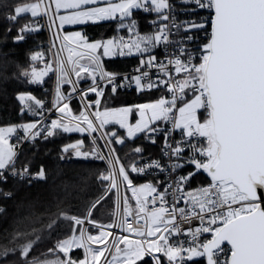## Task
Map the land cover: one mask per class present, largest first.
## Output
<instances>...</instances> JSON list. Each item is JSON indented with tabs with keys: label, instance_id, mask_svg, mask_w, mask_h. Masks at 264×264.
<instances>
[{
	"label": "snow or ice",
	"instance_id": "snow-or-ice-1",
	"mask_svg": "<svg viewBox=\"0 0 264 264\" xmlns=\"http://www.w3.org/2000/svg\"><path fill=\"white\" fill-rule=\"evenodd\" d=\"M105 2L107 6L85 7L98 5L100 0H53V9L43 0H33L15 6L8 19L17 22L29 13L32 18L49 16L50 12L56 16L64 10L65 14L57 17L60 28L119 19L120 27H127L132 33L136 28V21L130 19L133 9L156 12L160 20L169 21L172 8L169 0ZM181 3L192 6L193 11L207 9L212 14L209 39L194 51L185 41H193L194 36L188 34L193 30H206L205 21H188L183 26L173 23L171 27L178 30L183 27L185 34L176 41V52L165 51V60H159L153 54V49L172 43L169 39L172 33L167 23L159 26L154 34L142 36L136 33V38L130 41L121 37L119 40L89 43L80 32H76L63 36L62 50L66 49L68 56L66 60L57 58L55 69L52 64H46L43 70L33 67L30 72L23 73L31 83L41 82L50 71L56 73L53 105L62 115L60 119L51 120L44 129L45 139L58 134V131L89 135L100 133V138L107 136L104 144L109 153L105 156L101 152L95 136L91 152L82 151V143L63 149L65 153L69 148L74 149L78 157L92 156L106 161L108 170L99 176L102 183L107 182L105 195L97 198L83 218L66 212L60 214L59 219L70 222L71 234L57 240L54 248L48 250L52 258L43 261L27 259L40 237L19 245L21 256L25 258L24 264H101V258L111 248L115 249V254L111 260L105 258L104 264H163V258L168 264H190L197 259H204L205 264H264V207L261 206L264 203V0H181ZM125 20L129 21L127 25L123 23ZM37 23L33 19L20 27L14 39L23 41L25 33L38 30ZM98 50H102L104 57L139 54L142 58L135 69L138 74L120 77L117 73L105 71L97 55ZM145 55L146 59L143 58ZM40 58L41 54L37 53L31 60ZM83 59H87L88 63H81ZM152 68L157 69L155 76L150 74ZM73 74L79 79L91 78L92 85L80 92L81 96L86 98L89 93H95L97 97L83 103L79 115H74L66 102L70 94L65 96L61 91L62 86L67 84L72 86V93L78 92L79 80L74 81ZM98 80L104 82L103 86ZM133 83L140 93L163 88L170 97L100 110L104 87L111 85L114 95L119 88L130 87ZM19 99L24 101L26 98L20 96ZM27 99L34 98L28 96ZM35 103L43 109L41 101L36 100ZM91 108L96 110L89 112ZM29 110H32L31 106ZM201 110L206 113L203 119ZM134 113L138 119L133 124L130 117ZM38 114L42 113L33 111V115ZM157 121L171 124V128L153 127ZM108 124H118L126 129L128 138L144 133L152 143H155V139L150 134L163 132L165 146L162 152L169 158L167 168L159 160L148 161L146 166L136 163L125 166L114 147L123 145L125 140L114 131H101ZM21 127L25 138L34 140L41 135L39 130L33 131L37 129L35 122ZM16 131V127H0V170L12 165L13 175L17 174L14 170L17 154L9 143V136ZM176 131L180 133V140L170 141L169 137ZM133 151L134 154H142L143 149L136 147ZM188 165L193 166L194 170L177 175L172 183L162 189L153 183H134L133 174H144L146 168L168 171L171 176L172 172ZM197 172L207 173L210 183L195 193L185 191V185ZM19 175L23 178L31 174L26 167ZM35 176L46 178L43 167ZM0 178H3V171H0ZM113 190L116 209L119 211L123 202L124 215L118 223L102 226L104 230L99 234H89L85 225L95 224L90 218L92 211L107 195L113 194ZM170 191L174 202L169 207L166 196ZM127 192H131L135 200V214L129 207ZM181 201L185 207H177ZM128 216H133L131 223ZM141 218L144 219L143 225L140 224ZM193 220H199L200 226L189 229L191 240H170L172 236L185 235L181 223L191 224ZM53 224L55 221L48 228L51 229ZM114 227L137 237L154 239L119 237L109 247L108 238L113 233L108 229ZM205 233H209L211 239L201 240ZM120 243L125 245L123 249L118 246ZM93 244L98 246L95 250L91 247ZM225 245L230 246L227 253ZM75 249L84 250L83 259L72 257ZM16 250L4 249L0 255L6 256L9 251ZM225 255L227 258L222 259Z\"/></svg>",
	"mask_w": 264,
	"mask_h": 264
},
{
	"label": "trees",
	"instance_id": "trees-1",
	"mask_svg": "<svg viewBox=\"0 0 264 264\" xmlns=\"http://www.w3.org/2000/svg\"><path fill=\"white\" fill-rule=\"evenodd\" d=\"M33 0H0V127L14 125L17 127L15 133H23L18 129L23 123L36 122L38 115L24 108L18 100V95L27 92L37 97L42 103L45 98H50L52 93V76H50L44 87L48 91H43V86L29 82V78L23 73L30 72L33 67L38 69L52 59L48 46L39 47L40 42H47V31L43 24L42 17L32 18L29 14L22 16L17 22L10 21L8 17L13 14V8L17 5L31 2ZM176 9L184 10L183 19L188 21H205L206 30H193L190 35L194 36L193 41L188 43L194 51L195 48L207 43L210 35L211 13L206 9L192 10V6L181 3V0H171ZM142 30H150L147 26L148 18L139 11L133 13ZM33 19L37 20V31L25 33V39L17 42L14 38L18 34V29ZM185 22V23H186ZM73 29L83 32L89 39L109 38L116 35V21L73 25ZM10 29V30H9ZM157 47L153 49L155 53ZM37 53L41 58L32 61L31 57ZM146 57V55L144 56ZM143 57V58H144ZM140 55L116 57L102 61L105 71L109 73H124L136 67L140 60ZM79 86L85 88L86 82L79 81ZM90 85V84H89ZM64 93L70 94L69 85L62 86ZM165 95L162 90H151L140 93L138 91L121 92L112 94L104 88V97L101 100L103 106H129L153 100ZM95 93H89L86 101L94 100ZM74 115L81 112V105L77 98L70 102ZM91 110H96L91 108ZM36 112H39L37 106ZM204 118V115H201ZM164 129V125L160 127ZM117 129L112 125L104 129L107 133ZM118 134L125 138V143L118 147L114 145L116 153L125 166L132 164L138 159L145 157H157L162 154L164 134L163 132L151 133L155 143L147 139L144 133H140L133 139H127L121 130ZM24 134V133H23ZM82 143V150L92 151V144L86 134L76 132H59L47 139L36 138L32 142H26L20 147L16 157L14 167L29 168L39 171L41 167L45 170L46 178L40 181L28 183L26 180L12 178L6 175L0 183V252L4 249L16 248L15 252L9 251L6 256L0 255V264H24V259L19 251V245L28 241L40 239L33 245L27 259L36 258L40 261L52 258L49 249L54 248L57 240L66 238L71 234L70 222L59 219L62 212L69 215L85 217L89 207L98 197L105 195L107 182H101L99 176L105 173L104 164L101 160L89 157L86 160L74 158V149L69 148L68 152L63 149L72 144ZM141 147L142 154H134V148ZM194 168L188 165L179 170L180 175L193 171ZM1 171V170H0ZM134 183L139 185L146 181L133 174ZM209 181V177L204 172H197L185 185L186 187L204 184ZM114 191L107 195L92 211L91 219L100 225L110 224L114 212ZM55 221L50 229L48 225ZM88 233L92 234L94 229L88 227ZM78 234V232H77ZM62 256V254H59ZM75 259L84 258L83 249H75L71 253ZM150 260V258H147ZM143 264V262H139ZM163 264H167L163 258ZM190 264H205L204 260Z\"/></svg>",
	"mask_w": 264,
	"mask_h": 264
},
{
	"label": "built area",
	"instance_id": "built-area-1",
	"mask_svg": "<svg viewBox=\"0 0 264 264\" xmlns=\"http://www.w3.org/2000/svg\"><path fill=\"white\" fill-rule=\"evenodd\" d=\"M43 2H44V4L52 5V0H43ZM169 3L172 5L171 10L169 11V17H170L169 21L160 20L159 19V15L156 12H145L143 9L140 10L142 15L148 18L147 26H149L155 32L157 31L159 26H161V25H163L165 23H167L170 26V31H171L172 34L169 36V39L172 41V43L166 44V45L165 44L159 45L157 47L156 52L153 53L154 55L157 56V58L159 60H165L164 53H165L166 50L169 53L176 52L177 48H178V45H177L176 41H179L180 38L185 34L184 31H183V27H181V29H179V30L177 28H175V27H171V25L173 23L179 24V25H182V26L185 24L186 20L183 19L182 16L178 15L180 13L183 14L184 10L176 9L175 6L173 5V3L171 2V0H169ZM50 16H51L50 13H49V16H41L42 19L44 20L43 23H44L46 31H47V26L46 25H49L50 34H49V32L47 33V35H48L47 42L45 44L43 42H40L38 44L39 47H43L44 45L48 46V44L50 45V39L54 38L55 41L57 40V36L55 34V31H54V24L52 23L53 17L55 18L56 16H52L51 20H50ZM105 21H108V20H102L100 22H105ZM57 31H58L59 34H61V31H60V28H59L58 25H57ZM62 38H63V36H62ZM185 43L188 44L190 42L185 41ZM56 49H58L56 53L52 52L51 47L49 49L50 52H51V55H52V62H53L54 69L57 66L56 65L57 58H59L61 60H66V55H67L64 50H62L60 48H57V47H56ZM196 55L199 56V53L197 52ZM144 59H146V57H144ZM101 63H102V61H101ZM139 64H140V62H139ZM139 64L136 67L132 68L131 70L127 71V72L117 73V74H119L120 77H122L123 75H129L130 76V75H133V74H138V73L135 72V69L139 66ZM149 71H150V74L152 76H155L157 74V69H155V68H152ZM56 78H57L56 77V73H55V71H53L51 97L50 98H45V100H43V103H42L43 104V109L39 108V112H41L42 114H39V118L36 121L37 129L33 130V131L39 130L41 132V135L37 136L36 138L45 139L44 138V129L50 124L51 120L60 119L61 118L62 114H60L58 111H56V109H55V107L53 105V100H54V95H55V87H56ZM72 79L74 81L77 80L76 76L74 74L72 75ZM118 79H119V77H118ZM98 82L103 86V84H104L103 81H99L98 80ZM90 85H92V83H90ZM69 86H70V89L72 91V86L71 85H69ZM89 86H87L85 88H81L79 86V84L77 85L78 92L77 93H73L70 96V99H68L66 101L69 104V107H71L70 102H71V100L73 98H77V100L79 101V104L81 105V107H82L83 103L87 102L85 97L81 96L79 93L83 92V91H86L89 88ZM104 88H106V90L109 93H111V85H107ZM61 90H62V88H61ZM153 90H162V91L165 92V96L166 97H170V94L167 93L163 88L153 89ZM43 91H48V88L44 87V85H43ZM131 91H137L136 88H135L134 83L130 87L119 88L117 90V93L131 92ZM89 112H90V109H89ZM200 114L204 115V117L206 116V113L203 110H201ZM91 118H93V117H91ZM166 128H171V124L164 123V129H166ZM101 131H103V130H101ZM86 135L88 136V138H89V140H90V142L92 144V147H93V136L97 137L96 145L99 147V149L101 150V152L105 156L109 155L107 147L104 144V139H106L107 136H105L104 138H100V133H94L92 135H89L88 133H86ZM25 136L26 135L23 134L22 132L21 133L10 134L9 141L14 146V150H15L16 154L18 153V151H19L20 147L22 146V144H24L26 142H32L33 141V139L25 138ZM180 138H181L180 137V133L178 131H176V132H173L171 134V136L169 137V140L174 142V141L180 140ZM164 146H165V141L163 142V148H164ZM151 160H159L165 166V168H167V165L169 163V158L167 156H165L163 154V152H162V154L160 156H157V157H145L143 159H138V160L134 161L133 163H136L137 165L146 166L147 162L151 161ZM102 163L104 164V171L107 172L109 165L106 163V161H102ZM24 169L25 168H16V167H14V170L17 173L16 175H13V166L12 165H10L9 168H7L5 170H1V171H3V178H0V183H1V181H3V179H4V177L6 175L11 176L12 178H19V179L26 180L28 183L42 180V179L36 178V176H35V174L38 171H33V170L29 169V168H28V170H29L31 175L24 176L23 178H21L19 173H21ZM179 170L180 169H178L177 172H172L171 176H169V172L168 171L161 172L159 169H147L146 168V172L144 174H141V175L134 174V175H136V176H138L140 178H146L147 179L146 181L142 182L141 184H144V183H147V182H151L153 184H157V186L162 189L163 187H166L168 184L172 183V179L173 178H175L177 175H180ZM209 183H210V178H209V181H207L204 184H200V185H196V186H190V187H186L185 186V191H191V192L195 193L198 189H200L201 187L207 186ZM106 186H107V184H106ZM0 190H1V187H0ZM113 191L115 193V190H113ZM125 195L129 199V207L133 209V212L135 214V208H134L135 200L132 198L131 192H127V193H125ZM114 196H115V194H114ZM166 200L168 202V206L170 207L173 204V202H174L173 201V197L171 195V191L169 192V194H167ZM115 201H116V196L114 197V212H113V217H112V220H111L110 223H118L119 220L121 219V217L124 215V213H123V202H121L120 210L117 211L116 205H115ZM158 206H159V201H157V204H156V207H158ZM149 207L151 208L153 206L149 205ZM177 207H185L183 201H181L180 204L177 205ZM142 215L143 214H141V216ZM127 219L131 223L133 221V216H128ZM140 224L141 225L144 224V219L143 218L140 219ZM102 226L103 225H100V224H97V223H95V224L86 223V225H85V227L87 229H88V227H91V228L94 229V232H93L94 235H97L99 233V231L104 230V228ZM180 226H181L182 229H184L185 235L170 237V240L172 242H175V241L183 242V241L191 240L192 237H191L190 234H188V231H189V229H193L194 230L196 227H199L200 226V221L199 220H193L191 224L181 223ZM108 230L113 233V236L108 238V245L107 246H109V247L112 246L113 240L115 238H119V237H127L130 240H135V239L151 240V239H154L153 237H137L134 234H131V233L126 232V231H123L119 227H114V228L108 229ZM200 239L206 241L207 239H211V235L209 233H205V234H203L200 237ZM118 246L123 249L124 244L120 243ZM91 247L93 248V250H95L98 246L93 244V245H91ZM99 247H104V245H100ZM224 247H225V250H226V253H227V250L230 248V246L225 245ZM114 254H115V249L111 248V251L110 252H106L105 253V257L101 258V264H104L105 258H107L108 260H111V258H112V256ZM157 255H160V254H157ZM226 258H227V255L222 257V259H226ZM201 260H204V259H197V260H194V261H192L190 263H196V262L201 261ZM164 261L168 264L166 258H164Z\"/></svg>",
	"mask_w": 264,
	"mask_h": 264
},
{
	"label": "rangeland",
	"instance_id": "rangeland-1",
	"mask_svg": "<svg viewBox=\"0 0 264 264\" xmlns=\"http://www.w3.org/2000/svg\"><path fill=\"white\" fill-rule=\"evenodd\" d=\"M31 2H33V1H31ZM31 2H27V3H31ZM114 2H118V0H114ZM43 3H44V2H43ZM23 4H26V3H23ZM48 4H49V3H48ZM20 5H21V4H20ZM49 5H50V4H49ZM95 6H102V7H103V6H107V3L105 2V0H100V3H99L98 5L85 6V7H95ZM52 8L54 9L53 0H52ZM139 10H141V9H133V10H132V13H134L135 11H139ZM50 14H51V12H50ZM61 14H65V13H64V10H61V12L58 13V14H56V17H55V18L53 17V19H52V20L55 21V22H54V31H55V34H56V36H57V40L55 41L54 38H53V39H50V45L48 44V47H49V49H50V47H51L53 53H56V52H57L58 49H56V47L62 49V44H61V43H63V40H62L61 38H62V36H64L65 34H73V33H76V32H80L81 35L84 36V37L86 38V40H87L89 43H92V42H98V41H99V42H104V41H107V40H109V39L119 40L121 37H123V39H124L125 41H130V40L136 38V33H138L139 35H142V36H143V35H150V34H154V33H155V31L142 30V29L140 28V26L138 25L137 20L133 17V14H132V17H131L130 19L136 21V28H135L134 32H132V33H130V32L128 31V28H127V27H120V23H121V22L119 21V19H115V20H113V21H116V35H115V36H112V37H109V38L89 39L88 36H86L85 34H83V32H82L81 30L70 28V27H72V25H65L63 28H60V27H59V28H60V31H61V34H62V35H61V34H59L58 31H57V25L59 26V19H58L57 17H58V15H61ZM29 15H30V13H29ZM30 16H31V15H30ZM51 17H52V14H51ZM43 21H44V20H43ZM57 22H58V23H57ZM99 22H100V21H99ZM99 22H97V23H99ZM91 23H92V22H91ZM123 23H124L125 25H127V24L129 23V21H128V20H125ZM43 24H44V23H43ZM46 26H47V33L49 32V34H50L49 25H46ZM44 44H45V43H44ZM53 45H55V46H53ZM64 51H65V53L67 54V55H66V58H67V56H68V52H67L66 49H64ZM125 52H127V49H125ZM97 55H99L101 61H103V60H106V59H112V58H116V57L134 56V55H139V54L124 55V56L116 55V56H112V57H104V56L102 55V50H98ZM74 59H75V57H74ZM80 62H81V63H84V64H87V63H88V60H87V59H83V60H81ZM76 79L79 80V81H84V82H86V84H88V86H89L90 83H92L90 77L87 78V79H79V78L76 77ZM61 91L64 93L63 88H62ZM72 94H73V93H72V91H71V92H70V96H71ZM64 95H65V96H69V94H66V93H64ZM20 96H24L26 99H25L24 101H21V100L19 99ZM28 96H31V97H33L34 99H32V100H28V99H27ZM161 97H166V96L163 95V96H160V97H158V98H156V99H153V100H147V101H145V102H141V103L154 102V101H156L157 99H159V98H161ZM18 100L21 102L22 105H24V108H25L26 110L30 111V110H29V106H31V109H32L31 112H33V111L36 112L37 105H36L35 101H36V100H39L37 97L33 96V95L30 94V93L23 92V93H20V94L18 95ZM39 101H40V100H39ZM141 103H138V104H141ZM134 105H137V104H134ZM134 105H129V106H134ZM120 107H126V106H115V107L103 106V107L100 108V110L103 111L105 108H108V109H114V108H120ZM70 109H71V107H70ZM81 109L83 110L82 107H81ZM82 110H81V111H82ZM91 111H92V110L90 109V112H91ZM93 111H95V110H93ZM76 115H79V113L76 114ZM200 115H201V114H200ZM93 118H94V117H93ZM137 119H138V116L134 113V114L130 117V123H133V124H134V123L136 122ZM28 123H33V121L25 122V123H23L22 125H24V124H28ZM35 123H36V122H35ZM96 123L99 124L98 121H96ZM22 125H21V126H22ZM112 125L116 126L117 129L121 130L122 133H123V135H124L127 139H130V140L133 139V138H128V137H127V131H126V129H122V128H120L118 124H108V125H105L104 128L101 129V130L104 131L105 128H107V127H109V126H112ZM163 125H164V122L157 121L156 124H155V125H152V126H153V127L159 126V128H160V127H162ZM21 126L18 127V129L22 130V127H21ZM7 127H16V126H14V125L3 126V128H7ZM16 128H17V127H16ZM117 129H115V130H117ZM23 133H24V132H23ZM76 133H79V132H76ZM12 134H14V133H12ZM24 134H25V133H24ZM80 134H86V133H80ZM25 135H26V134H25ZM138 135H139V134H138ZM138 135H137V136H138ZM9 143L11 144L10 141H9ZM11 145H12V144H11ZM147 183H151V182H147ZM139 185H142V184H139ZM89 234H90V233H89ZM98 234H99V233H98ZM92 235H94V234L92 233ZM42 261H43V260H42Z\"/></svg>",
	"mask_w": 264,
	"mask_h": 264
},
{
	"label": "water",
	"instance_id": "water-1",
	"mask_svg": "<svg viewBox=\"0 0 264 264\" xmlns=\"http://www.w3.org/2000/svg\"><path fill=\"white\" fill-rule=\"evenodd\" d=\"M46 64H52V66H53L52 59H49V61H48ZM46 64L42 65V66L39 67L37 70H43ZM53 69H54V67H53ZM52 74H53V71H50V72L48 73V75L45 76L41 82H39V83H35V84L38 85V86H43V85L45 84L46 80H47L50 76H52ZM111 131H114V132H116V134H118V131H117V130H111ZM119 137L124 138V137H122V136H119ZM124 140H125V138H124ZM125 141H126V140H125ZM117 146H118V147H121L122 145H117ZM82 151H83V150H82ZM84 152H85V151H84ZM73 155H74V158H76V159H78V160H86V159H88L89 157H92V156H89V157H87V158H84V157H78V156L75 155V151H74V154H73ZM192 167H193V166H192ZM205 174L207 175V173H205ZM261 206L264 207V203H262ZM124 247H125V245L123 246V248H124Z\"/></svg>",
	"mask_w": 264,
	"mask_h": 264
},
{
	"label": "flooded vegetation",
	"instance_id": "flooded-vegetation-1",
	"mask_svg": "<svg viewBox=\"0 0 264 264\" xmlns=\"http://www.w3.org/2000/svg\"><path fill=\"white\" fill-rule=\"evenodd\" d=\"M117 136H121V135L117 134Z\"/></svg>",
	"mask_w": 264,
	"mask_h": 264
},
{
	"label": "bare ground",
	"instance_id": "bare-ground-1",
	"mask_svg": "<svg viewBox=\"0 0 264 264\" xmlns=\"http://www.w3.org/2000/svg\"><path fill=\"white\" fill-rule=\"evenodd\" d=\"M49 48V47H48Z\"/></svg>",
	"mask_w": 264,
	"mask_h": 264
},
{
	"label": "crops",
	"instance_id": "crops-1",
	"mask_svg": "<svg viewBox=\"0 0 264 264\" xmlns=\"http://www.w3.org/2000/svg\"><path fill=\"white\" fill-rule=\"evenodd\" d=\"M73 26V25H72Z\"/></svg>",
	"mask_w": 264,
	"mask_h": 264
}]
</instances>
